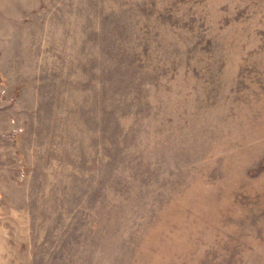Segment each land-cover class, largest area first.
<instances>
[{
	"label": "rangeland",
	"instance_id": "1",
	"mask_svg": "<svg viewBox=\"0 0 264 264\" xmlns=\"http://www.w3.org/2000/svg\"><path fill=\"white\" fill-rule=\"evenodd\" d=\"M0 264H264V0H0Z\"/></svg>",
	"mask_w": 264,
	"mask_h": 264
}]
</instances>
